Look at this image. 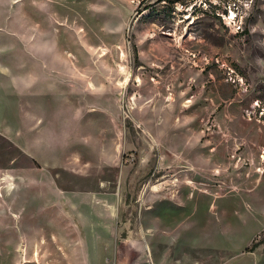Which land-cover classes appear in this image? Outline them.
<instances>
[{
  "label": "rangeland",
  "instance_id": "374dc122",
  "mask_svg": "<svg viewBox=\"0 0 264 264\" xmlns=\"http://www.w3.org/2000/svg\"><path fill=\"white\" fill-rule=\"evenodd\" d=\"M106 257L264 264V0H0V264Z\"/></svg>",
  "mask_w": 264,
  "mask_h": 264
},
{
  "label": "crops",
  "instance_id": "0c3cea01",
  "mask_svg": "<svg viewBox=\"0 0 264 264\" xmlns=\"http://www.w3.org/2000/svg\"><path fill=\"white\" fill-rule=\"evenodd\" d=\"M100 191V190H99ZM109 193H107V192H104V191H102V194L101 195H108ZM109 197V196H108ZM110 199H113V198H110ZM113 201H115L114 199H113ZM116 212V211H115ZM115 212H113L112 210L109 212V216H108V219H110L109 220V224L111 223V220L113 219L112 217H114V218H116V214H115ZM112 224H114V226L111 228L112 229V231H111V234H112V232H113V230H114V228H115V225H116V223H112ZM111 225V224H110ZM20 253H23L24 254V251L21 249L20 250ZM35 253V252H34ZM106 259H111V257L110 258H105L104 259V264H105V260Z\"/></svg>",
  "mask_w": 264,
  "mask_h": 264
},
{
  "label": "built area",
  "instance_id": "2783aa9c",
  "mask_svg": "<svg viewBox=\"0 0 264 264\" xmlns=\"http://www.w3.org/2000/svg\"><path fill=\"white\" fill-rule=\"evenodd\" d=\"M105 264H123V263L116 260L115 257H112L111 259H106ZM148 264H152V263L148 261Z\"/></svg>",
  "mask_w": 264,
  "mask_h": 264
}]
</instances>
